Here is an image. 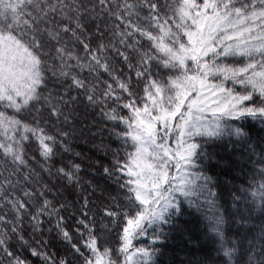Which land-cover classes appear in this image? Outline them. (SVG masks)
Wrapping results in <instances>:
<instances>
[{
  "label": "snow or ice",
  "instance_id": "1",
  "mask_svg": "<svg viewBox=\"0 0 264 264\" xmlns=\"http://www.w3.org/2000/svg\"><path fill=\"white\" fill-rule=\"evenodd\" d=\"M245 116L264 119V0H0V264H152L137 238L214 205L201 141ZM244 193L251 219L264 171ZM252 231L199 264H264Z\"/></svg>",
  "mask_w": 264,
  "mask_h": 264
},
{
  "label": "trees",
  "instance_id": "2",
  "mask_svg": "<svg viewBox=\"0 0 264 264\" xmlns=\"http://www.w3.org/2000/svg\"><path fill=\"white\" fill-rule=\"evenodd\" d=\"M229 123L231 121L226 118L225 124ZM234 125L244 129L243 136L225 133L201 141L196 167L206 177L202 182L205 190L211 189L214 193V205L209 206L203 199L199 204L184 201L169 225L155 229L149 226L147 236L137 238L139 246L154 250L152 264H199L208 256L215 258L218 254L223 255V251L217 253L214 249L233 246L237 233L248 228L253 231L245 240V247L255 239L256 251H260L264 239V209H261L259 199L251 210V219H241V216H249L248 206L253 203L251 195L245 199L244 190L254 177L258 179L264 171L261 163L264 156V119L245 116L236 120ZM91 147L84 140L74 142L75 151L86 155ZM79 195L77 189L71 193V199H78ZM100 196L97 191L91 199L97 201ZM217 216L222 221L218 228L223 233V240L213 231ZM155 235H159V239L153 241ZM248 261L249 257H245V264Z\"/></svg>",
  "mask_w": 264,
  "mask_h": 264
}]
</instances>
